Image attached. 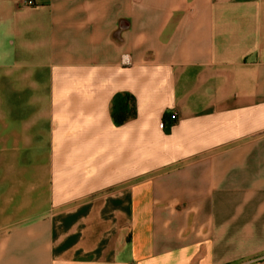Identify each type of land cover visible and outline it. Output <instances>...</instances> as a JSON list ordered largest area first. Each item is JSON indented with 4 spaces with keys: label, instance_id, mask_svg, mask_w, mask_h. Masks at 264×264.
<instances>
[{
    "label": "crops",
    "instance_id": "crops-1",
    "mask_svg": "<svg viewBox=\"0 0 264 264\" xmlns=\"http://www.w3.org/2000/svg\"><path fill=\"white\" fill-rule=\"evenodd\" d=\"M26 1L0 0V264H264V0Z\"/></svg>",
    "mask_w": 264,
    "mask_h": 264
},
{
    "label": "trees",
    "instance_id": "trees-1",
    "mask_svg": "<svg viewBox=\"0 0 264 264\" xmlns=\"http://www.w3.org/2000/svg\"><path fill=\"white\" fill-rule=\"evenodd\" d=\"M111 114L117 125L136 115L134 98L129 93H118L112 99ZM175 122V115H163L164 130L168 131Z\"/></svg>",
    "mask_w": 264,
    "mask_h": 264
},
{
    "label": "built area",
    "instance_id": "built-area-1",
    "mask_svg": "<svg viewBox=\"0 0 264 264\" xmlns=\"http://www.w3.org/2000/svg\"><path fill=\"white\" fill-rule=\"evenodd\" d=\"M26 2H27V4H32V1L31 0H27ZM122 63L123 64H126V65L131 64V57H130V55H128V54L123 55V57H122Z\"/></svg>",
    "mask_w": 264,
    "mask_h": 264
}]
</instances>
